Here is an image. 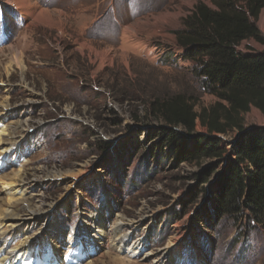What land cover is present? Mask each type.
Instances as JSON below:
<instances>
[{"label":"rangeland","instance_id":"374dc122","mask_svg":"<svg viewBox=\"0 0 264 264\" xmlns=\"http://www.w3.org/2000/svg\"><path fill=\"white\" fill-rule=\"evenodd\" d=\"M20 2L0 0V121L21 126L19 152L0 159V175L25 168L31 208L42 218L20 229L33 236L39 264H264V224L204 220L217 174L209 183L198 176L211 160L180 163L170 149L161 158L148 152L161 123L151 113L156 99L183 93L199 106L217 101L181 58L175 35L197 4L213 7L212 0ZM256 24L264 34V13ZM239 51L264 46L246 40ZM244 122L264 127V115L252 108ZM97 210L107 232L87 242L84 255L80 236L92 241L94 229L82 220ZM54 221L65 224L67 238ZM120 222L137 254L116 242ZM20 229L7 250L21 243Z\"/></svg>","mask_w":264,"mask_h":264},{"label":"trees","instance_id":"16d2710c","mask_svg":"<svg viewBox=\"0 0 264 264\" xmlns=\"http://www.w3.org/2000/svg\"><path fill=\"white\" fill-rule=\"evenodd\" d=\"M212 2L213 7L197 4L175 35L181 58L192 63L202 91L217 101L199 106L183 93L156 99L151 113L161 123L150 133L158 140L148 152L161 158L170 149L180 163L211 160L206 173L198 176L209 183L217 174L204 220L217 224L229 218L262 225L264 127L246 126L244 117L252 108L264 115V51L242 53L239 46L246 40L264 46L256 24L264 0ZM225 136L232 139L226 141Z\"/></svg>","mask_w":264,"mask_h":264},{"label":"bare ground","instance_id":"6f19581e","mask_svg":"<svg viewBox=\"0 0 264 264\" xmlns=\"http://www.w3.org/2000/svg\"><path fill=\"white\" fill-rule=\"evenodd\" d=\"M15 5L23 4L20 0H13ZM22 6V5H21ZM26 6V5H25ZM24 6V7H25ZM35 10V9H34ZM31 8L26 7V14H31ZM35 12V11H34ZM4 104V103H3ZM5 108L4 105H0V116L1 112ZM3 113V112H2ZM4 120V119H3ZM20 121L15 122L13 125V129L11 130L9 127L2 125L0 121V159H4L10 155L11 152H19L20 149V141L15 140V133L19 131L21 128ZM15 155V154H14ZM17 158L12 160V163H16ZM25 168L21 169H12V171L8 174L0 175V182L2 184V189L0 190V264H39L40 259L37 251H33L32 249V240L33 236L20 229L22 227L24 220L27 222H37L42 218L40 211H35L31 208L30 202L32 195H28L29 188L25 182ZM4 195V196H2ZM21 206L22 210L26 213V217H20L19 212L17 211L18 207ZM51 207V206H50ZM84 225L92 226L94 230L89 233L92 241L86 236L85 240L80 236V250L79 253H84L87 255L88 252L84 250L85 244L98 242L102 240V236L107 232V228L105 225L104 216L97 210L88 218H84L82 220ZM51 225L56 224V230H58V234L61 238H67V231L64 229L65 224L58 223L57 221L50 222ZM121 224L120 222L116 228L113 229L115 240L119 244V247L128 252L129 254L134 255L137 254L139 249L137 246V242L134 245H129V237L127 234L121 232ZM20 229V232H23V239L21 243L13 246L10 250H7L5 247L7 242L9 241V237L12 233ZM112 231V232H113ZM16 233V232H15ZM14 233V234H15ZM50 235L54 233L53 230H48ZM64 235V236H63ZM88 235V234H87ZM51 236L48 238V243H52L53 240ZM54 237V236H53ZM57 237V236H56ZM59 237V236H58ZM75 238H78L77 235ZM74 240V234L70 236L69 242L71 243ZM114 241V240H113ZM5 242L3 246L1 243ZM72 244V243H71ZM171 246V245H170ZM126 248V249H125ZM168 249V248H167ZM54 255L58 256L60 253V247L57 246L53 250ZM77 254V253H76ZM76 260V259H75ZM120 260V259H119ZM55 264V263H54ZM64 264V263H60ZM81 264V263H78Z\"/></svg>","mask_w":264,"mask_h":264}]
</instances>
